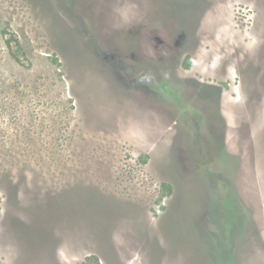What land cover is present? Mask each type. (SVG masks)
I'll return each instance as SVG.
<instances>
[{
	"label": "rangeland",
	"instance_id": "1",
	"mask_svg": "<svg viewBox=\"0 0 264 264\" xmlns=\"http://www.w3.org/2000/svg\"><path fill=\"white\" fill-rule=\"evenodd\" d=\"M103 1L0 0V264H264V0Z\"/></svg>",
	"mask_w": 264,
	"mask_h": 264
},
{
	"label": "crops",
	"instance_id": "2",
	"mask_svg": "<svg viewBox=\"0 0 264 264\" xmlns=\"http://www.w3.org/2000/svg\"><path fill=\"white\" fill-rule=\"evenodd\" d=\"M87 1V2H86ZM62 7V6H61ZM111 8L112 6L100 3L98 0H85V2L82 5L77 4H70L67 6L65 16L71 17V18H91L95 17L96 14L103 15L107 17L110 13H112ZM114 10V9H113ZM63 16V15H62ZM70 22H112L111 20H102V21H96V20H72Z\"/></svg>",
	"mask_w": 264,
	"mask_h": 264
},
{
	"label": "flooded vegetation",
	"instance_id": "3",
	"mask_svg": "<svg viewBox=\"0 0 264 264\" xmlns=\"http://www.w3.org/2000/svg\"><path fill=\"white\" fill-rule=\"evenodd\" d=\"M98 1H99V0H98ZM101 2H102V3H105V4H108V3H106V2L103 1V0H102V1L100 0V3H101ZM161 4H162L163 6H164V4H165V5L168 6V7H169V6H172L171 0H163V1L161 2ZM108 5L114 7V5H111V4H108ZM131 8H133L132 5H131ZM131 10H132V9H131ZM114 13H115V11L113 10V12L110 13L107 17H112L113 15H115ZM171 16H172V17H175L174 14L171 15V14H169V13H168V15H167L166 17H171ZM109 20H111V19H109ZM151 20H152V19H151ZM207 151H211V150L208 149Z\"/></svg>",
	"mask_w": 264,
	"mask_h": 264
}]
</instances>
